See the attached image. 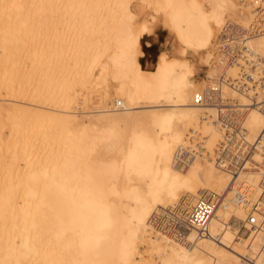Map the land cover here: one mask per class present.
Listing matches in <instances>:
<instances>
[{
    "label": "bare ground",
    "instance_id": "1",
    "mask_svg": "<svg viewBox=\"0 0 264 264\" xmlns=\"http://www.w3.org/2000/svg\"><path fill=\"white\" fill-rule=\"evenodd\" d=\"M0 264H264V0H0Z\"/></svg>",
    "mask_w": 264,
    "mask_h": 264
},
{
    "label": "rangeland",
    "instance_id": "2",
    "mask_svg": "<svg viewBox=\"0 0 264 264\" xmlns=\"http://www.w3.org/2000/svg\"><path fill=\"white\" fill-rule=\"evenodd\" d=\"M136 12L139 19L148 18V13L145 11L137 9ZM147 36L148 37L142 42L143 56L141 59L144 66L150 67L157 54L167 48V31L163 26L158 25L156 29H154L153 35L149 34Z\"/></svg>",
    "mask_w": 264,
    "mask_h": 264
},
{
    "label": "built area",
    "instance_id": "3",
    "mask_svg": "<svg viewBox=\"0 0 264 264\" xmlns=\"http://www.w3.org/2000/svg\"><path fill=\"white\" fill-rule=\"evenodd\" d=\"M195 102L198 103L200 101V97L198 95H195L194 97ZM209 214V207L205 203L199 202L198 205L194 208V212H190V216L193 217L194 219L198 220L199 222L204 221Z\"/></svg>",
    "mask_w": 264,
    "mask_h": 264
},
{
    "label": "trees",
    "instance_id": "4",
    "mask_svg": "<svg viewBox=\"0 0 264 264\" xmlns=\"http://www.w3.org/2000/svg\"><path fill=\"white\" fill-rule=\"evenodd\" d=\"M141 64L143 65V63H142V59H141ZM144 66V65H143Z\"/></svg>",
    "mask_w": 264,
    "mask_h": 264
}]
</instances>
